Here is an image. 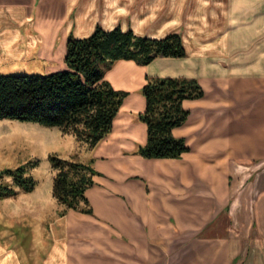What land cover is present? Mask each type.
Listing matches in <instances>:
<instances>
[{"label": "crops", "instance_id": "1", "mask_svg": "<svg viewBox=\"0 0 264 264\" xmlns=\"http://www.w3.org/2000/svg\"><path fill=\"white\" fill-rule=\"evenodd\" d=\"M159 1L163 0H148V6L141 5L138 13V0H69L74 14L59 39L58 28L66 17L58 0H0V72L18 61L40 63L44 73L66 68L68 33L85 36L97 25L112 28L120 24L140 34L163 36L169 31L156 35L144 28L162 26L160 19L172 9V3L162 7ZM183 1L173 0V6ZM232 1L240 6L239 0ZM246 7L232 14V30L240 24L252 30L264 18V8L255 11L254 3ZM197 10L203 11L202 3ZM189 59V54L160 56L141 64L120 58L105 71L115 88L128 93L110 131L89 146L87 158L98 171L85 190L93 212L79 211L81 215L68 219L69 237L55 242L43 264H264V79L256 86L258 59L223 64L214 84L205 75L208 66L204 61L197 77L205 93L184 99L190 114L172 129L174 135L185 138L188 149L178 157H146L137 152L147 139V126L139 112L145 107L141 88L148 77L196 76L180 72L149 75L151 63L167 60L177 65ZM235 70L240 72L235 74ZM118 76L122 82L113 80ZM223 79L234 86L237 98L226 105ZM10 119L0 118V130L37 124L17 119L19 125H14ZM53 128L61 129L43 125L42 130ZM64 133L61 140L67 149L73 148L77 138ZM39 183L21 191L43 201L53 178ZM77 233L84 236L83 243L77 241ZM16 258V250L0 245V264H20Z\"/></svg>", "mask_w": 264, "mask_h": 264}, {"label": "trees", "instance_id": "2", "mask_svg": "<svg viewBox=\"0 0 264 264\" xmlns=\"http://www.w3.org/2000/svg\"><path fill=\"white\" fill-rule=\"evenodd\" d=\"M65 54L66 68L48 73L0 72V118L38 122L58 126L79 140L94 146L111 129L112 122L128 91L117 89L105 77V71L120 58L148 64L157 57H184L186 45L179 31L151 36L124 29L97 25L88 35L70 34ZM145 107L139 117L146 123L147 139L137 152L146 157H178L188 149L184 137L173 134L190 114L184 99L198 98L205 90L197 76H149L142 86ZM36 158L3 174L12 183L0 181V197L29 191L37 179L26 173ZM49 161L56 170L53 194L66 208L92 213L85 190L98 173L91 162L78 161L53 152ZM92 161V160H90ZM18 186L19 188H17Z\"/></svg>", "mask_w": 264, "mask_h": 264}, {"label": "rangeland", "instance_id": "3", "mask_svg": "<svg viewBox=\"0 0 264 264\" xmlns=\"http://www.w3.org/2000/svg\"><path fill=\"white\" fill-rule=\"evenodd\" d=\"M148 3V0H138V13L140 6L147 7ZM159 3L163 4L162 7L172 3L170 4L172 9L167 12L164 18L160 19L162 26L149 25L146 22L144 25H148L144 27L145 30L152 31L151 34L156 35L163 34L165 30L179 31L183 36L187 51H190L188 54L191 55V59L185 61L186 64L182 62L177 65L167 60L153 61L147 71L149 75L156 72H180V74L187 73V75L198 76L203 63L206 62L208 70L205 75H210L212 77L210 81L214 84L217 81L216 78L220 77V74L215 75L222 73L223 64H240L251 59H258L257 71L254 73L257 75L254 77L257 80L256 86L259 85L260 79H264V18L257 20L258 18L255 17L254 21H257L252 30L242 24L233 30L229 27L232 14L237 9L245 10L246 6L254 3L255 11L262 10L264 0H239V7L232 0H184L181 5L174 4L175 6H173V0H163ZM200 3L203 4V11L197 10L198 13L196 7L198 9ZM57 5L64 7V11L63 9L62 11L66 17L65 21L62 19L60 28H58V38L60 39L66 29L67 21H70L74 11L69 10V0H58ZM38 7L39 1L34 2V15L37 13ZM200 13L201 15H199ZM241 19L245 20L246 18L241 17ZM70 34L73 32L68 33L67 37ZM1 71H4L3 73H44L42 65L33 61H18L14 65H6ZM242 71L244 74L251 73L247 70ZM238 72L240 71H234L235 74ZM113 80L123 81L122 76L114 77ZM221 82L222 95L228 99L224 105L230 104L229 101L232 99L237 101L234 86L226 79ZM16 121L17 119H10L9 122L19 125ZM36 123L38 125L28 123L26 126H13V129L9 131L0 130V174L8 167L15 168L39 158V165L29 167L26 173L33 174L37 182L40 181L39 184H44L50 180V177L53 178L56 172L49 161V154L53 152L66 158L92 163L87 158L90 148L87 142L85 143L75 136L78 141L73 145V148L71 146L67 149L65 142L61 140V137H65L66 134L61 129L42 130L43 124ZM48 134L50 137H46ZM0 181L12 183V176L0 175ZM39 198L36 195L28 196L21 189L14 195L0 197V245L5 250H16V259L20 264H43L51 253L55 242L62 243L69 237L68 219L81 215L80 210L66 208L58 201L53 194V185L49 196L47 195L43 201ZM77 237H79V239L76 238L77 241L83 243L84 236L77 233Z\"/></svg>", "mask_w": 264, "mask_h": 264}]
</instances>
